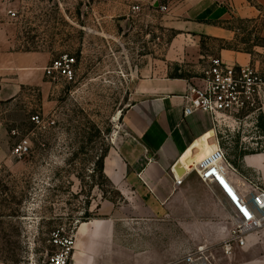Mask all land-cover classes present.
<instances>
[{"label":"rangeland","instance_id":"374dc122","mask_svg":"<svg viewBox=\"0 0 264 264\" xmlns=\"http://www.w3.org/2000/svg\"><path fill=\"white\" fill-rule=\"evenodd\" d=\"M190 4L0 0L1 9L17 14L20 51L76 59L74 80H50L46 94L36 86L17 92L0 83V264L43 261L53 251L50 238L58 229L78 233L84 224L115 220L116 236L133 235V223L147 219L131 209L140 200L124 197L100 167L123 134V116L134 102L133 80L201 78L222 49L264 48L250 24L233 25L240 29L234 42L178 30L171 14ZM36 115L44 123L32 122ZM216 128L220 147L234 167L264 156V110L241 119L222 117ZM20 143L31 147L21 160L13 155ZM153 219L159 223V246L169 247L170 233L180 234L173 224H165L173 218L162 214ZM219 245L209 248L218 251ZM90 246L91 262L104 264L102 253Z\"/></svg>","mask_w":264,"mask_h":264},{"label":"crops","instance_id":"0c3cea01","mask_svg":"<svg viewBox=\"0 0 264 264\" xmlns=\"http://www.w3.org/2000/svg\"><path fill=\"white\" fill-rule=\"evenodd\" d=\"M189 2L186 9L171 14L178 22V30L234 42L240 29L233 25L250 24L255 28L253 37L264 41V0ZM11 11L14 10L0 8V83L17 92L36 86L46 94L51 81L45 71L57 58L17 48V29ZM218 58L229 65L250 66L264 73L262 47L255 46L251 53L222 49ZM190 80L168 76L133 80L134 102L123 116L122 136L105 157L104 174L124 197L135 195L140 200L131 209L142 212L147 219L133 223V235L116 236L115 220L84 224L77 233L74 264H94L87 253L88 245L102 253L104 264H184L179 261L192 249L215 246L227 238L233 226L230 209L218 192L205 186L196 174L186 173L196 162L183 175L176 170L183 156L201 138L214 133L217 141V128L209 114L184 116ZM229 164L233 168L229 178L240 192L247 191L249 180L259 179L264 187V156L247 159L240 169ZM174 172L184 178L180 187L175 185ZM162 214L173 218L165 224H173L180 233H170L169 247L159 246V223L153 219ZM210 261L264 264V229L258 236H251L249 247L237 250L233 257L211 250Z\"/></svg>","mask_w":264,"mask_h":264},{"label":"built area","instance_id":"2783aa9c","mask_svg":"<svg viewBox=\"0 0 264 264\" xmlns=\"http://www.w3.org/2000/svg\"><path fill=\"white\" fill-rule=\"evenodd\" d=\"M166 11V8H162ZM10 16L15 19L16 12ZM264 49V48H263ZM76 59L63 55L46 69V77L52 81L64 79L74 80ZM264 110V73L253 67L233 66L220 58L211 60L201 78L189 81L185 95L184 116L190 117L197 112L211 116L216 126L222 117L244 118ZM37 125L44 123L40 115L32 117ZM200 163H196L191 171L201 182L218 192L222 202L231 212L232 228L227 238L219 245L218 251L227 257H233L237 250L249 247V238L258 236L264 229V187L259 179L249 180L246 192L240 190L229 178V170L233 169L228 162L226 152L220 147ZM31 147L20 143L13 152L17 159L29 155ZM176 187H180L184 178L173 173ZM53 248L43 261L33 264H74L77 245L75 229L64 228L53 232L50 238ZM211 248L202 246L190 252L182 259L184 264H212Z\"/></svg>","mask_w":264,"mask_h":264},{"label":"bare ground","instance_id":"6f19581e","mask_svg":"<svg viewBox=\"0 0 264 264\" xmlns=\"http://www.w3.org/2000/svg\"><path fill=\"white\" fill-rule=\"evenodd\" d=\"M217 143L218 142L216 141L214 133H210L209 135L201 138L196 143V145L183 156L181 162H179L180 167L184 170V173H182V175L185 174L190 164H193L195 162L200 163L204 159L209 157L214 151H216L219 147Z\"/></svg>","mask_w":264,"mask_h":264},{"label":"trees","instance_id":"16d2710c","mask_svg":"<svg viewBox=\"0 0 264 264\" xmlns=\"http://www.w3.org/2000/svg\"><path fill=\"white\" fill-rule=\"evenodd\" d=\"M226 50H237L236 48H226ZM242 52H245V53H251L250 51H242ZM172 78H180V79H183V77H180V76H173ZM104 161H105V158L102 159L101 161V169L104 171Z\"/></svg>","mask_w":264,"mask_h":264},{"label":"water","instance_id":"95a60500","mask_svg":"<svg viewBox=\"0 0 264 264\" xmlns=\"http://www.w3.org/2000/svg\"><path fill=\"white\" fill-rule=\"evenodd\" d=\"M176 170H177L179 175H182V173H184V170L180 167L179 164L177 165Z\"/></svg>","mask_w":264,"mask_h":264}]
</instances>
